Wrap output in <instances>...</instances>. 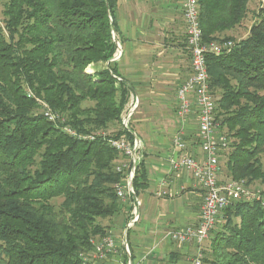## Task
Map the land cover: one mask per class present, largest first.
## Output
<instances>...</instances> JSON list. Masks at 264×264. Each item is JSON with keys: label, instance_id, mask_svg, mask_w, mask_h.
Returning <instances> with one entry per match:
<instances>
[{"label": "trees", "instance_id": "obj_1", "mask_svg": "<svg viewBox=\"0 0 264 264\" xmlns=\"http://www.w3.org/2000/svg\"><path fill=\"white\" fill-rule=\"evenodd\" d=\"M249 2L198 0L203 41L232 42L221 35L244 26ZM117 3L0 0V264H83L107 234L101 221L120 212L122 157L108 140L132 136L121 126L128 90L111 62ZM206 60L228 140L223 182L258 184L264 197V0L245 37ZM144 181L137 165L136 192ZM217 223L201 264H264L260 203L234 202Z\"/></svg>", "mask_w": 264, "mask_h": 264}, {"label": "crops", "instance_id": "obj_2", "mask_svg": "<svg viewBox=\"0 0 264 264\" xmlns=\"http://www.w3.org/2000/svg\"><path fill=\"white\" fill-rule=\"evenodd\" d=\"M114 17L119 53L113 63L118 82L128 90L122 113L137 101L129 133L139 145L138 165L145 181L137 192L134 189L139 222L126 229L132 203L120 200V212L101 221L117 252L99 264H195L201 246L166 238L167 231L196 225L203 201L193 172L170 165L182 154L202 161L192 97L185 122L176 117V93L191 71L182 0H118ZM177 136L185 142V151L173 145ZM125 242L129 254L122 249Z\"/></svg>", "mask_w": 264, "mask_h": 264}, {"label": "built area", "instance_id": "obj_3", "mask_svg": "<svg viewBox=\"0 0 264 264\" xmlns=\"http://www.w3.org/2000/svg\"><path fill=\"white\" fill-rule=\"evenodd\" d=\"M182 16L185 24V44L190 54L191 71L189 76L181 83L177 90L176 117L184 123L191 111V97L197 109L199 143L202 153V161L198 162L186 154L172 159L170 165L176 171H192L203 189V201L199 211V219L196 225L179 230L166 232V238L177 244H195L201 246L210 237L220 213L234 202H257L264 208V197L258 191L248 189L244 182L228 181L220 182L219 157L228 147V140L224 135L218 134L215 121L216 104L210 93L209 76L207 72V57L218 56L223 50L229 51L232 43L218 45L214 42H204L199 22L198 0H182ZM116 42L117 52L112 58L113 62L119 53V45ZM137 101L130 104L128 109L121 114V126L129 131V125L134 113ZM44 116L49 121H57L60 118L50 112L44 106ZM64 131L70 136L76 134L65 127ZM93 140L94 137H87ZM108 144L122 157L115 166V172L121 176L113 185L116 197L123 202H131L129 220L126 229L139 222L140 216L135 200V192L132 185L133 176L139 163V145L135 140L126 138L110 139ZM173 145L180 151L186 150L185 142L179 137L173 139ZM122 249L129 254L127 243H122ZM117 252V245L110 234L93 242V249L87 255L81 256L83 264H99L109 256ZM201 251L198 252L195 264H200Z\"/></svg>", "mask_w": 264, "mask_h": 264}, {"label": "rangeland", "instance_id": "obj_4", "mask_svg": "<svg viewBox=\"0 0 264 264\" xmlns=\"http://www.w3.org/2000/svg\"><path fill=\"white\" fill-rule=\"evenodd\" d=\"M262 3H263V0H250L249 5H248V17H247L246 21L243 24L244 26L237 27L234 30L228 31L227 33L224 32V33H222L221 36L230 38L231 41H232L231 42L232 46L236 42H239L241 39H243L245 37L246 33H247V28L249 27L251 21L255 18V15L258 12L259 8L261 7ZM1 19H2V17L0 15V20ZM215 43L218 44V45H224L226 43H229V41H226L224 43H217V42H215ZM88 71H91V68ZM216 94L214 96H216ZM224 161H225V157L221 158V156H220V158H219V162L221 164L220 165V177L222 176L223 177L222 178L223 181H226V179L224 177V175H226L224 164H223ZM261 162H262V164L264 166V154L261 156ZM248 189H251L252 191H258V192H260V190H261V188L259 187L258 184L250 185V186H248ZM59 202H60L59 200L56 201V203H59ZM217 220H218V218H217ZM219 221H220V219H219ZM218 225H219V223L216 222L214 229ZM209 239H210V237H209ZM208 240L205 241L201 245V255H202V250L208 248V245H209V241ZM202 257H203V255L200 258V264H201Z\"/></svg>", "mask_w": 264, "mask_h": 264}, {"label": "water", "instance_id": "obj_5", "mask_svg": "<svg viewBox=\"0 0 264 264\" xmlns=\"http://www.w3.org/2000/svg\"><path fill=\"white\" fill-rule=\"evenodd\" d=\"M114 40H115V36H114Z\"/></svg>", "mask_w": 264, "mask_h": 264}]
</instances>
